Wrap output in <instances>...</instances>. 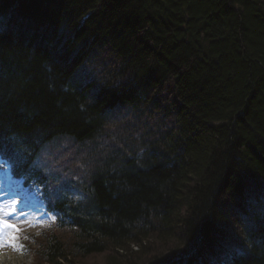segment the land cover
I'll return each instance as SVG.
<instances>
[{
	"label": "trees",
	"instance_id": "trees-1",
	"mask_svg": "<svg viewBox=\"0 0 264 264\" xmlns=\"http://www.w3.org/2000/svg\"><path fill=\"white\" fill-rule=\"evenodd\" d=\"M0 163L37 264H264V0H0Z\"/></svg>",
	"mask_w": 264,
	"mask_h": 264
},
{
	"label": "rangeland",
	"instance_id": "rangeland-1",
	"mask_svg": "<svg viewBox=\"0 0 264 264\" xmlns=\"http://www.w3.org/2000/svg\"><path fill=\"white\" fill-rule=\"evenodd\" d=\"M5 179L2 180L0 178V198H3V200H10L12 199V194L9 193L4 186ZM22 181L14 182L16 186L21 188ZM261 194H258V197H260ZM16 198V197H15ZM17 199V198H16ZM20 203L22 204V208L18 209V212H23L26 215L19 216V221H27L26 223H20L19 227L21 230H25L27 232H36L39 231L42 228V225H46V221H41L38 219L37 208H36V200L32 195H29L26 190L24 189L22 193V198L18 199ZM15 222V218H12ZM7 251H10V253L18 259L20 264H37L35 263V257L28 256L24 257L22 253H20L17 250H14L11 247H4L0 249V253L5 254ZM82 264H108L107 258L103 257H88L83 260Z\"/></svg>",
	"mask_w": 264,
	"mask_h": 264
},
{
	"label": "snow or ice",
	"instance_id": "snow-or-ice-1",
	"mask_svg": "<svg viewBox=\"0 0 264 264\" xmlns=\"http://www.w3.org/2000/svg\"><path fill=\"white\" fill-rule=\"evenodd\" d=\"M6 163V162H3ZM0 163V167H3ZM2 187V185H0ZM16 193H12V199L3 200L0 198V249L4 247H11L14 250L22 251L23 245L19 244V233L21 228L20 223L27 221H19V216L26 215L23 212H18V205L20 201L15 198ZM12 218H15V222ZM27 239V237H25Z\"/></svg>",
	"mask_w": 264,
	"mask_h": 264
},
{
	"label": "bare ground",
	"instance_id": "bare-ground-1",
	"mask_svg": "<svg viewBox=\"0 0 264 264\" xmlns=\"http://www.w3.org/2000/svg\"><path fill=\"white\" fill-rule=\"evenodd\" d=\"M64 146L63 143H61V147L58 149L59 153L64 155V153L61 151V148ZM57 150H54L52 148L48 149V152H50L51 154H58L56 152H58ZM145 244V243H144ZM134 250H137L136 247H134ZM179 260L177 259L174 262H172V264H179ZM0 264H20V262L18 261V259H16L15 256H13L11 253L5 254V255H0ZM117 264H120L117 262Z\"/></svg>",
	"mask_w": 264,
	"mask_h": 264
}]
</instances>
